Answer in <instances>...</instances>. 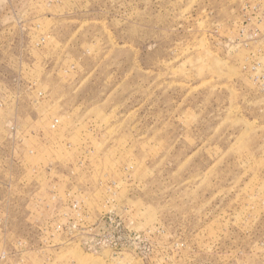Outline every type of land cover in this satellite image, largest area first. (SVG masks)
<instances>
[{
  "label": "rangeland",
  "instance_id": "rangeland-1",
  "mask_svg": "<svg viewBox=\"0 0 264 264\" xmlns=\"http://www.w3.org/2000/svg\"><path fill=\"white\" fill-rule=\"evenodd\" d=\"M0 264H264V0H0Z\"/></svg>",
  "mask_w": 264,
  "mask_h": 264
}]
</instances>
